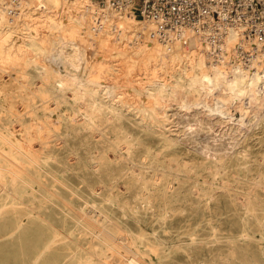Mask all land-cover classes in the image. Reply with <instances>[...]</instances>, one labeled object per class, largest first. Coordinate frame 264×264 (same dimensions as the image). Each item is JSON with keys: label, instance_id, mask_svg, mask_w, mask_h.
<instances>
[{"label": "bare ground", "instance_id": "1", "mask_svg": "<svg viewBox=\"0 0 264 264\" xmlns=\"http://www.w3.org/2000/svg\"><path fill=\"white\" fill-rule=\"evenodd\" d=\"M20 12L14 17L0 14V62L1 59H24L30 47L35 58L50 55L63 67L65 62L74 67L72 72L62 73L57 69L52 74L56 78L53 88L68 89V96L79 100L81 110L78 111H82L80 117H68L69 124L64 126L72 130H91L90 134L98 137V143L108 142L106 148L112 152L108 154L104 149L99 153L94 164L98 163V186H89L90 192L85 193L87 199L84 203L91 201L93 205L96 202L94 197L98 196L100 205H117L120 209L174 206L178 210L215 209L216 215L224 211L238 212L241 227L229 238L252 242L259 235L264 241L262 166L248 157L247 150L232 154L224 149L231 140L225 143L226 133L222 135L226 138L223 146H214L216 138L221 141L222 129L217 137H212L214 132H210L213 141H208L210 136L205 139V134L201 136L205 140L191 135L212 129L217 117L231 116L230 108L241 119L247 107L258 108L264 102L261 77L244 70L237 62L234 46L240 37L235 31L228 32L220 58L213 59L216 64L210 60L211 54H208L204 40L195 37L191 41L193 47L179 39L158 45L145 35L150 26L141 22L135 28L127 15H118L115 21L105 18L104 24L96 30L93 11L86 0L68 3L66 0H27ZM137 29L142 31V46H138L140 48L135 52L139 59L124 55L118 63H109L98 51V58L90 62L88 69L79 68L82 66L80 55L88 50L90 43H98L96 49L111 45L119 50L130 35L127 34ZM13 34L18 36L17 41H13ZM123 48L119 50L120 55ZM28 61L37 63L34 58ZM49 68L43 78L46 81L50 76ZM116 70L123 74L119 73L123 77L120 80L124 81L127 90L134 91L140 105L125 99L126 93L117 88L120 86L119 77L117 81L107 82V79H113L107 75ZM45 94L43 91V97ZM67 94L62 93L63 96ZM25 105L27 107L29 103L25 102ZM12 107L6 108L0 103L2 236L20 234L26 223L43 227L50 233L43 242L42 253L55 249L59 239L57 234H61L62 239H71V232L61 231L55 217L56 207L65 214L64 206L70 205V199L58 191L57 185L69 187L56 176V170L50 165L60 161L58 152L68 150L65 139L69 132L44 133L43 130L50 128L48 114L41 116L33 109ZM29 110L34 112L30 121H23L22 115ZM179 124H182L180 130L184 133L189 130L186 131L187 138L179 137L180 130L172 128ZM230 145L232 147V143ZM230 145L226 148L230 149ZM251 163L258 166L253 173L249 168ZM73 194L80 197L77 192ZM219 195L226 196V199L218 201ZM81 221L87 229L94 228L85 219ZM250 221L252 225L248 223ZM91 233L102 244V250L116 255L115 264H154L141 256L131 232L127 239L114 235L105 224H101ZM247 247L242 250H246L242 264H260L258 260L250 259ZM80 248L89 256L94 254L93 249ZM260 254L264 252L260 251ZM79 262L91 264L88 257ZM99 263L108 264L103 260Z\"/></svg>", "mask_w": 264, "mask_h": 264}, {"label": "rangeland", "instance_id": "2", "mask_svg": "<svg viewBox=\"0 0 264 264\" xmlns=\"http://www.w3.org/2000/svg\"><path fill=\"white\" fill-rule=\"evenodd\" d=\"M70 1L66 0L67 3ZM86 3L92 4L90 0H86ZM120 15L122 16L123 14ZM117 18L115 16L113 20ZM129 21L132 25L135 24V28L141 24V21L134 19ZM135 32L136 34L142 33L140 29H137L127 34L130 35L123 41L125 52L124 48L121 47L123 48L121 55V51H119L121 48L117 50L109 45L110 48L109 46L105 47L107 50L105 48L96 49V47L98 48V43H95L97 46L94 42L90 43V47L86 44L87 48H89L84 54L80 55L79 61H81L82 66L79 65V68L85 67L88 69V66L91 65L90 62H94L98 58L99 52L104 57L102 59H105L109 63H114L115 61V64L118 63L124 55L126 58L134 57L135 59H139V56L135 52L140 48L138 46H142V43H131L136 36V34L134 36L131 33ZM14 35H12L13 41H17L18 36ZM138 40L140 41L141 39L139 38ZM145 43L148 44V42ZM155 43L160 45L161 42L155 41ZM187 44L193 47L192 42H188ZM113 50L115 51L113 52ZM32 52L29 47L23 56L24 59L19 58L14 61L9 59L4 61L1 59L0 103H3L6 108L14 106L12 108L33 109L41 116L48 114L52 124L51 122L49 123L50 128L43 130L44 133L69 132L67 139H65L69 144L68 150L64 149L58 152L60 161L58 163L51 162L50 165L56 170V176L69 187L68 189L57 185L58 191L70 199V205L64 206L65 214L56 207L55 217L57 218L56 225L61 231L65 233L71 232V239H62V235L57 234L56 238L59 239L55 243V249L40 253L48 233L43 227L26 223L21 229L20 234L3 237V228L0 226V264H32L34 262L35 264H83L79 260H84L87 257L90 258L91 264H100V260L108 264H115L116 255L109 252V250H102L100 248L102 244L91 233V231H96L101 224H105L114 235L124 236L127 239L130 237L129 232H131L135 238V246L139 249L141 256L146 261L154 264H242L241 260L246 256V250H242L246 246H248L247 251L249 252L250 259L258 260V263L264 264V254H260V251L264 252V241L260 240L259 235L255 234L256 237L252 242L248 239L234 240L229 238L230 234H236L241 227V223L239 222L241 215L239 218L238 212L224 211L222 214L216 215L215 209H204L202 211H194L192 209L178 210L174 206H154L148 210L120 209L117 205H100V198L98 201V196L94 197L96 202L93 205L91 201L84 203V199H87L85 193L90 192L89 186H98V163L94 164L95 161H98L99 153L107 149L108 142L98 143V137H93L90 134L92 133L91 130L66 129L64 125L68 126V117L73 115L74 117H80L82 111H78L81 110L78 104L79 100H72L68 96V89L53 88L56 78L52 74L55 72L53 70L57 69H60L62 73H65L67 70L72 72L74 67L72 68L66 62L63 67L59 61L50 55L35 58ZM207 52L210 55L208 50ZM31 58L37 60V63L29 62L28 59ZM50 58L56 63L50 60ZM213 59L215 58L210 56V60L217 64V61ZM24 61L27 63H24ZM6 68L9 70L7 71ZM47 68H49L48 75L50 76H48L46 81L43 78ZM7 72H10V75ZM114 73L118 76L114 75ZM119 73L121 74L120 71L116 70L113 74L107 75L109 76L108 78L113 77L111 81L107 79V82L117 81L119 77L117 82L119 83L120 81V86L117 88L126 93L125 99H128V102L133 101V104L140 105V99L134 95V91L127 90L128 88L123 85L124 81L120 80L123 74L120 77ZM132 73L133 71L129 74L131 75ZM261 83L264 84V81H261ZM5 86L9 87L5 88ZM43 91L47 93L44 97L42 95ZM62 93H66L67 95L63 96ZM208 100L210 102L213 101L212 99ZM25 102L29 103L27 107ZM45 106L47 107L46 109H44ZM33 113L31 110L24 113L22 115L23 121H30L31 114ZM230 114L231 116L223 115L220 119L217 117L214 120L212 129H204L206 133L203 131V133H196V136L195 133L191 135L197 139H202L201 136L205 134V139L207 136V139L210 136L208 141H213L211 138L212 133L214 132L212 137H217L219 131L222 129L219 135L222 137H220L221 141H219V137L218 139L216 138V143L215 140L213 141L214 146L221 147L226 138L225 143L231 139L233 142L231 140L228 141L227 145L223 147L224 149L232 151V154H237L238 152L244 153L247 150L248 157L255 159L262 166L260 167L261 170L264 171V102L259 104L258 108L247 107L241 119L239 118V114L232 108H230ZM59 116L62 118L60 119ZM53 121L54 124L57 122L58 126L54 125ZM177 126H173L172 128L177 130L182 128V124ZM186 131L184 133L183 130H180L179 137L183 136V139L187 138L189 135L186 134ZM210 132L212 133L210 134ZM225 133L227 136L223 138L226 135ZM228 134H231L229 139ZM204 138L202 140H205ZM57 141H60V139ZM230 143H232L233 148ZM229 145L231 148H226ZM107 153L111 154L112 152L107 149ZM249 168L250 172L253 173L258 166L251 163L249 164ZM78 186L82 188L79 189L77 188ZM73 192L79 193L80 197L73 194ZM224 199H226V196L219 195L217 200L222 201ZM82 218L91 223L94 228L87 229L82 224ZM95 219H98V221H95ZM248 223L252 225V221ZM249 224L247 226H250ZM80 247L93 249L94 254L89 256ZM230 252H233V255ZM226 257H228L227 260L225 259Z\"/></svg>", "mask_w": 264, "mask_h": 264}, {"label": "built area", "instance_id": "3", "mask_svg": "<svg viewBox=\"0 0 264 264\" xmlns=\"http://www.w3.org/2000/svg\"><path fill=\"white\" fill-rule=\"evenodd\" d=\"M26 1L0 0V14L18 16ZM90 1L96 30L105 18L113 20L123 14L150 26L145 33L150 40L169 43L179 39L187 44L198 37L207 43L215 59L220 58L228 32L235 31L240 37L234 46L237 62L264 81V0ZM140 34H136L132 44L142 41Z\"/></svg>", "mask_w": 264, "mask_h": 264}]
</instances>
